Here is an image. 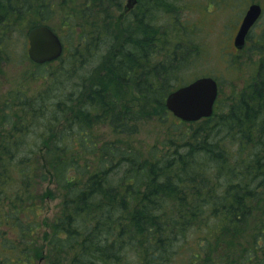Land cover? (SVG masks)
Masks as SVG:
<instances>
[{"label": "trees", "instance_id": "trees-1", "mask_svg": "<svg viewBox=\"0 0 264 264\" xmlns=\"http://www.w3.org/2000/svg\"><path fill=\"white\" fill-rule=\"evenodd\" d=\"M50 3L0 0V61L14 53L16 33L51 26ZM111 3L81 0L78 16L60 25L77 38L66 60L85 65L100 54L103 65L104 48L115 52L83 109L68 101L74 114L59 126L45 115L60 113L66 94H0V264H33L44 253L51 264H174L178 256L264 264V35L253 84L225 111L217 102L212 117L183 123L165 99L192 61L197 26L175 0H139L126 15ZM147 121L165 132L145 153L135 139ZM51 181L60 211L41 238L26 212L54 197L38 194Z\"/></svg>", "mask_w": 264, "mask_h": 264}, {"label": "rangeland", "instance_id": "rangeland-1", "mask_svg": "<svg viewBox=\"0 0 264 264\" xmlns=\"http://www.w3.org/2000/svg\"><path fill=\"white\" fill-rule=\"evenodd\" d=\"M47 1L51 2L50 8L52 9L47 19L48 23L59 32L65 45L67 43L73 44L77 41V38L71 34L69 29H62L60 25L65 22V17L78 16V13H75V7L81 5V0ZM175 1L178 2V6L186 9L182 12L183 16L181 15L183 21L190 19L191 23L194 22L193 25L197 26V36L194 40V48H192L194 50L191 55L192 61L180 73L175 83L176 88L188 84L201 76H214L220 85V104L218 109L219 112L225 111L228 99H232V97L244 91L258 76V67L262 55L259 46L262 44L261 37L264 35V15L252 30L247 47L243 51H236L234 39L249 5L259 3L264 8V0H229L228 2H225V0H210V2L209 0ZM119 2H121L123 10L128 0H119ZM110 5L112 6L111 0ZM117 6L112 7L111 10V27L116 41L118 42L120 39L121 42L123 33L119 34L117 24L122 11ZM188 6L190 10L187 9ZM34 18L37 20L40 17L35 15ZM161 22L165 26L168 23L164 19ZM77 32L82 34V30L79 28ZM16 35L14 53L11 57L5 56V59L0 61V94L9 96L18 89L28 91L30 94H47L49 92L53 96L66 94L65 98L62 99L63 106L60 113L48 112L45 115L47 120H52L56 124H59V122L60 124L65 123V120L74 114L68 105V101L73 103L75 108H84V104L92 94L93 88L97 89L100 80L103 78L106 61L113 60L115 55L112 49V54L111 52L108 54L109 51L106 47L103 50L104 56L106 55V58H103L105 60L103 65V60L100 59L101 55L98 54L97 59H91L85 65L66 60L67 56H65L64 60L59 63L40 68L34 66L28 59L29 44L27 34L16 33ZM119 44H116L115 47L118 48ZM34 74L37 75L35 76ZM71 100L74 102H71ZM60 124L59 126H61ZM158 126L156 122L147 121L143 127L139 128L140 134L135 141L136 145L140 146L145 153L150 150L151 146H161L163 143L165 130ZM180 127L181 129H186V127ZM104 129L107 132L109 127L106 126ZM184 150V148L181 149L182 152ZM38 187L39 196L49 190L54 197L51 199L50 196H47L43 200H37L38 208L36 212H26V220L34 224L37 222L35 224V226L39 227L37 232L43 238V235L50 231L49 225L60 211V199L58 197L59 191L53 181L43 183ZM40 243L43 244V240ZM44 243L46 244L45 241ZM189 251L195 252L190 248ZM181 253H187V249H182ZM45 256L46 253H44L43 257L45 258ZM185 257L187 256L176 257L174 264H185L186 260L189 259H185ZM33 264L50 263L47 259L43 261L37 258L33 261Z\"/></svg>", "mask_w": 264, "mask_h": 264}, {"label": "water", "instance_id": "water-1", "mask_svg": "<svg viewBox=\"0 0 264 264\" xmlns=\"http://www.w3.org/2000/svg\"><path fill=\"white\" fill-rule=\"evenodd\" d=\"M137 0H128L125 14L134 8ZM260 4L249 6L235 38V47L243 49L247 38L263 14ZM28 55L37 64L57 60L64 51L63 43L52 29L38 26L28 33ZM219 93L218 82L213 77H202L170 93L166 99L167 109L184 122H197L214 113Z\"/></svg>", "mask_w": 264, "mask_h": 264}, {"label": "flooded vegetation", "instance_id": "flooded-vegetation-1", "mask_svg": "<svg viewBox=\"0 0 264 264\" xmlns=\"http://www.w3.org/2000/svg\"><path fill=\"white\" fill-rule=\"evenodd\" d=\"M247 44H248V42H247ZM246 47H247V45H246ZM245 47V48H246ZM236 49V48H235ZM244 50V49H243ZM243 50H238V49H236V51H243ZM65 53H66V47L64 48V52H63V54H62V56L60 57V58H58L57 60H55V61H53V62H50V63H48V64H46V65H48V66H51V65H54V64H56V63H59L61 60H63V57L65 56ZM253 84V83H252Z\"/></svg>", "mask_w": 264, "mask_h": 264}, {"label": "bare ground", "instance_id": "bare-ground-1", "mask_svg": "<svg viewBox=\"0 0 264 264\" xmlns=\"http://www.w3.org/2000/svg\"><path fill=\"white\" fill-rule=\"evenodd\" d=\"M195 6V5H194ZM193 10V9H192ZM45 11V10H44ZM139 13V12H138ZM159 13V12H158ZM162 13V12H161ZM236 13V12H235ZM157 15V14H156ZM158 16V15H157ZM189 16V15H188ZM167 17H168V15H167ZM170 17V16H169ZM157 19V18H156ZM162 20V19H161ZM158 21V20H157ZM163 21V20H162ZM170 21V20H169ZM161 23V22H160ZM192 23H194V22H192ZM162 24V23H161ZM45 25V24H44ZM209 32V31H208ZM210 34V33H209ZM209 36V35H208ZM26 38V37H25ZM208 39V38H207ZM23 41V40H22ZM207 49V48H206ZM204 58V57H203ZM202 59V58H201ZM201 63V62H200ZM192 69V68H191ZM184 82H185V80H184ZM225 136V135H224ZM76 227V226H75ZM77 231V230H76ZM178 233V232H177ZM163 239V238H162ZM75 241V240H74ZM71 243V242H70ZM176 251V250H175Z\"/></svg>", "mask_w": 264, "mask_h": 264}]
</instances>
